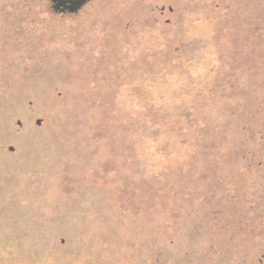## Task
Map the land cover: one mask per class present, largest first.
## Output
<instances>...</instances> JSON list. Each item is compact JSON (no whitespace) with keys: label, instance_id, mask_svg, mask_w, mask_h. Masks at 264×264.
<instances>
[{"label":"rangeland","instance_id":"1","mask_svg":"<svg viewBox=\"0 0 264 264\" xmlns=\"http://www.w3.org/2000/svg\"><path fill=\"white\" fill-rule=\"evenodd\" d=\"M0 4V264H264V0Z\"/></svg>","mask_w":264,"mask_h":264},{"label":"trees","instance_id":"2","mask_svg":"<svg viewBox=\"0 0 264 264\" xmlns=\"http://www.w3.org/2000/svg\"><path fill=\"white\" fill-rule=\"evenodd\" d=\"M196 42V41H194ZM176 49V48H175ZM161 51V50H160ZM173 51V49H166V51H162L157 52V54H161L159 55L160 58L163 54L166 55L163 57V59L161 60V62L159 61V59H157L154 63L156 65H158L159 69V73H161L162 70H167L169 73L172 72V70L177 66L176 63L173 62V58H170L169 56H171L172 54L168 55V52ZM149 99H145L143 101H139L136 104V108L133 110V113L135 114H131L128 113L126 110H129V108L131 109V104L127 101H122V103H120L119 107H122L121 111H122V116L124 118L127 117V119L125 121H122L121 118V138L124 139L125 144L128 143V145L130 146L132 144V142H135L133 140V137H136L137 135L139 136H143L145 134V131L147 127L150 128H158L162 125L161 121H164L165 116L164 113H160L158 112L157 109H155V105L152 102H148ZM126 108V109H125ZM128 114L130 117H128ZM132 116H134V118L132 119ZM157 123V124H156ZM176 132L178 133L177 135L179 136V126L178 128H176ZM154 132L150 131L148 133L147 138H150L151 140H153L154 137ZM125 153V151H124ZM125 156V154H124Z\"/></svg>","mask_w":264,"mask_h":264},{"label":"flooded vegetation","instance_id":"3","mask_svg":"<svg viewBox=\"0 0 264 264\" xmlns=\"http://www.w3.org/2000/svg\"><path fill=\"white\" fill-rule=\"evenodd\" d=\"M38 1L41 3H47L49 8L53 12L61 13V14H76L79 10H81L86 4H88L92 0H87L84 4H82V6L78 9L77 12H69L66 9V6L71 5L74 0H38ZM0 2H3V3L5 2V5L8 6V9L10 10L11 4H15L16 2H19V5L25 6L27 0H0ZM3 6L4 5L0 4V14L2 11L5 10V9H3ZM0 16H2L4 18L6 15H0ZM20 35H21V31H20Z\"/></svg>","mask_w":264,"mask_h":264},{"label":"water","instance_id":"4","mask_svg":"<svg viewBox=\"0 0 264 264\" xmlns=\"http://www.w3.org/2000/svg\"><path fill=\"white\" fill-rule=\"evenodd\" d=\"M87 0H74L71 5L66 6V9L69 12H77L78 9L84 4ZM39 123V121H37Z\"/></svg>","mask_w":264,"mask_h":264},{"label":"crops","instance_id":"5","mask_svg":"<svg viewBox=\"0 0 264 264\" xmlns=\"http://www.w3.org/2000/svg\"><path fill=\"white\" fill-rule=\"evenodd\" d=\"M4 260H7L8 258H9V256L8 255H6V254H4Z\"/></svg>","mask_w":264,"mask_h":264}]
</instances>
